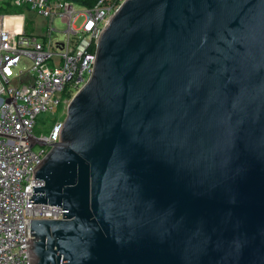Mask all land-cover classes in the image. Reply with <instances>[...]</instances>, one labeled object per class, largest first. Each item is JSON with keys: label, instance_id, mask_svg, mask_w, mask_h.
Returning <instances> with one entry per match:
<instances>
[{"label": "water", "instance_id": "95a60500", "mask_svg": "<svg viewBox=\"0 0 264 264\" xmlns=\"http://www.w3.org/2000/svg\"><path fill=\"white\" fill-rule=\"evenodd\" d=\"M34 177L31 264H264V0L124 1Z\"/></svg>", "mask_w": 264, "mask_h": 264}, {"label": "built area", "instance_id": "2783aa9c", "mask_svg": "<svg viewBox=\"0 0 264 264\" xmlns=\"http://www.w3.org/2000/svg\"><path fill=\"white\" fill-rule=\"evenodd\" d=\"M124 1L104 0L88 9L66 0H0V264H31L28 220L63 217L62 206L30 202L34 185H44L34 169L60 140L63 123L37 135V116L67 107L89 80L99 34ZM28 11L44 18L39 32H27ZM79 16L84 18L77 26ZM27 56L31 67L16 70ZM31 136L46 145L32 147Z\"/></svg>", "mask_w": 264, "mask_h": 264}, {"label": "rangeland", "instance_id": "374dc122", "mask_svg": "<svg viewBox=\"0 0 264 264\" xmlns=\"http://www.w3.org/2000/svg\"><path fill=\"white\" fill-rule=\"evenodd\" d=\"M82 8H84V7H82ZM21 10L25 11V8L20 9V11ZM27 17H28V14H27ZM83 18H84V16H79L76 19L75 24L77 26H79L80 23L82 22ZM56 23L59 27H63V25L59 21H57ZM27 28L28 29L32 28V22L30 20L27 23ZM31 65H32L31 59L28 56L23 57L21 62L16 67V70H19V69L27 70L31 67ZM66 114H67V107H65L64 104H61L59 106H55L52 110L41 112L37 116V123H36L35 129H34L35 134H37V135H43V134L48 135V134H50V132L52 130V126L56 122L57 123L63 122Z\"/></svg>", "mask_w": 264, "mask_h": 264}, {"label": "crops", "instance_id": "0c3cea01", "mask_svg": "<svg viewBox=\"0 0 264 264\" xmlns=\"http://www.w3.org/2000/svg\"><path fill=\"white\" fill-rule=\"evenodd\" d=\"M32 22V32H39L41 28L43 27L45 20L44 18L40 17L36 12L34 11H28V21Z\"/></svg>", "mask_w": 264, "mask_h": 264}, {"label": "trees", "instance_id": "16d2710c", "mask_svg": "<svg viewBox=\"0 0 264 264\" xmlns=\"http://www.w3.org/2000/svg\"><path fill=\"white\" fill-rule=\"evenodd\" d=\"M66 1L73 3L78 7H86L88 9H92L104 0H66ZM32 31L33 30L27 28L28 33H31Z\"/></svg>", "mask_w": 264, "mask_h": 264}]
</instances>
